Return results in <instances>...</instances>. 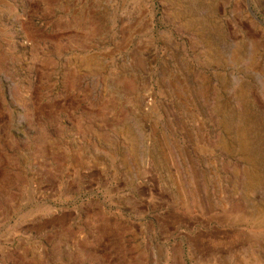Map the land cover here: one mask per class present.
Masks as SVG:
<instances>
[{
	"label": "rangeland",
	"instance_id": "rangeland-1",
	"mask_svg": "<svg viewBox=\"0 0 264 264\" xmlns=\"http://www.w3.org/2000/svg\"><path fill=\"white\" fill-rule=\"evenodd\" d=\"M0 264H264V0H0Z\"/></svg>",
	"mask_w": 264,
	"mask_h": 264
},
{
	"label": "bare ground",
	"instance_id": "bare-ground-1",
	"mask_svg": "<svg viewBox=\"0 0 264 264\" xmlns=\"http://www.w3.org/2000/svg\"><path fill=\"white\" fill-rule=\"evenodd\" d=\"M238 208V207H237ZM236 211L235 209H233L231 212H229V215H233V214H236Z\"/></svg>",
	"mask_w": 264,
	"mask_h": 264
}]
</instances>
